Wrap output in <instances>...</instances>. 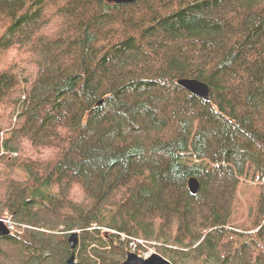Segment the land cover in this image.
Wrapping results in <instances>:
<instances>
[{
	"label": "trees",
	"instance_id": "16d2710c",
	"mask_svg": "<svg viewBox=\"0 0 264 264\" xmlns=\"http://www.w3.org/2000/svg\"><path fill=\"white\" fill-rule=\"evenodd\" d=\"M0 109V264H264V0H0Z\"/></svg>",
	"mask_w": 264,
	"mask_h": 264
},
{
	"label": "water",
	"instance_id": "95a60500",
	"mask_svg": "<svg viewBox=\"0 0 264 264\" xmlns=\"http://www.w3.org/2000/svg\"><path fill=\"white\" fill-rule=\"evenodd\" d=\"M110 2L116 3H129L135 0H108ZM178 84L191 92L194 95L200 96L204 100L210 99V89L207 84L204 82L199 81L195 78H181L178 80ZM188 186L191 193L196 194L200 189V181L192 176L188 180ZM11 233L9 227L6 225L5 222L0 220V235H5ZM69 246L71 250H75L79 244V233L73 232L69 236ZM63 264H81L76 257V253L72 252L70 256L67 258L65 263ZM124 264H173L169 259L165 258L163 255L159 253H153L149 257H142L136 254L133 251H129Z\"/></svg>",
	"mask_w": 264,
	"mask_h": 264
},
{
	"label": "rangeland",
	"instance_id": "374dc122",
	"mask_svg": "<svg viewBox=\"0 0 264 264\" xmlns=\"http://www.w3.org/2000/svg\"><path fill=\"white\" fill-rule=\"evenodd\" d=\"M30 70H34V67H30ZM18 94V93H17ZM1 110V109H0ZM14 122H15V116H14V114L11 112V114H10V117H9V119H8V122H7V124H14ZM1 154H3V149L1 148V153H0V155ZM12 155H14L15 156V153H13L12 152ZM17 155V154H16ZM2 219V218H1ZM9 219H12L11 217H9V218H5V221L7 222V221H12V220H9ZM123 240H124V243L125 244H127V238H125V237H123ZM137 241H139V243H145V242H147V243H149V244H145V245H143L144 246V248L143 247H141V248H139V246H133V245H131V243H130V251H135V252H137V254L138 255H140V256H142V257H145V255L146 254H151V253H154V252H157V248H156V246L155 245H157L156 244V242H154V241H145V240H142V239H138ZM79 245V244H78ZM70 247V246H69ZM72 252H74L73 250H72ZM76 257H77V255H76Z\"/></svg>",
	"mask_w": 264,
	"mask_h": 264
},
{
	"label": "built area",
	"instance_id": "2783aa9c",
	"mask_svg": "<svg viewBox=\"0 0 264 264\" xmlns=\"http://www.w3.org/2000/svg\"><path fill=\"white\" fill-rule=\"evenodd\" d=\"M9 226H10V228H13L14 224L12 222H10V225ZM131 244H133V243H131ZM142 244L145 245L144 243H142ZM148 256H150V254H146L145 255V257H148Z\"/></svg>",
	"mask_w": 264,
	"mask_h": 264
}]
</instances>
